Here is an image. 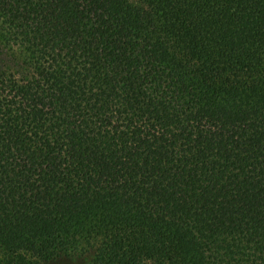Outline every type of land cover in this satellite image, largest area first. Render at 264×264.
<instances>
[{"label": "trees", "instance_id": "obj_1", "mask_svg": "<svg viewBox=\"0 0 264 264\" xmlns=\"http://www.w3.org/2000/svg\"><path fill=\"white\" fill-rule=\"evenodd\" d=\"M0 264H264V0H0Z\"/></svg>", "mask_w": 264, "mask_h": 264}]
</instances>
